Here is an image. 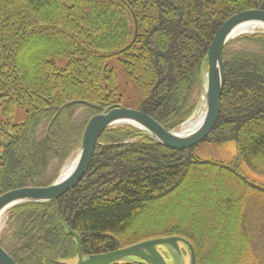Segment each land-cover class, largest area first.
<instances>
[{"label":"trees","instance_id":"16d2710c","mask_svg":"<svg viewBox=\"0 0 264 264\" xmlns=\"http://www.w3.org/2000/svg\"><path fill=\"white\" fill-rule=\"evenodd\" d=\"M248 10L264 11V0H0V196L51 185L88 120L123 105L111 58L124 91L140 92L134 110L178 129L203 91L216 31ZM223 68L219 119L204 142H235L233 163L110 128L73 190L9 211L2 249L17 264H68L71 230L84 257L178 237L195 264H264V185L244 173L264 178V32L228 42Z\"/></svg>","mask_w":264,"mask_h":264},{"label":"water","instance_id":"95a60500","mask_svg":"<svg viewBox=\"0 0 264 264\" xmlns=\"http://www.w3.org/2000/svg\"><path fill=\"white\" fill-rule=\"evenodd\" d=\"M249 26L264 27L263 10H248L232 16L216 31L209 45L206 54V71L203 77V100L206 110L203 123L198 129L187 135H183L177 130L167 131L156 120L141 111L121 105H112L88 120L72 171L65 178L59 177L47 187L17 189L1 195L0 219L2 214L15 206L26 203H56L63 195L73 190L87 173L95 149L100 144L101 136L112 127L119 125L135 127L145 132L152 142L172 151L192 149L204 142L214 129L220 115V98L224 87L223 50L226 44L235 38L238 31ZM84 104L96 108L95 104L86 102ZM68 232L76 242L77 259L75 264H115L120 262L195 264L193 248L189 242L182 238H157L110 253L84 257L81 252L80 238L71 230ZM162 251L168 254V258L162 254ZM0 264H17L2 249L1 245Z\"/></svg>","mask_w":264,"mask_h":264},{"label":"rangeland","instance_id":"374dc122","mask_svg":"<svg viewBox=\"0 0 264 264\" xmlns=\"http://www.w3.org/2000/svg\"><path fill=\"white\" fill-rule=\"evenodd\" d=\"M252 33H254V32H250L248 34H252ZM107 65L109 68L114 69V71L119 76L120 85L123 87V92H124V102H123L122 106L130 108V109H136V107L138 106V103L141 99L140 92L136 87H131V86H129L127 92L124 91L125 90L124 89V83L126 82V78H125V75L123 72V66H122L121 62L119 61L118 58H111L108 60ZM202 96H203V91L200 93V95L196 101L195 110H194L193 114L190 116V118L199 110L201 104L204 103ZM204 107H205V105H204ZM205 110L206 109H204L203 111L205 112ZM82 114H83V112H79L77 115V118H80V116H82ZM189 119H187L182 125H184ZM22 121H23L22 111L16 110L14 122L19 124ZM56 130H57V132L60 130L59 125L57 126ZM79 145H80V143H79ZM78 149L79 148H76L73 151V153L70 154V156L65 161L63 166L55 174L52 183H54L60 177L66 162H68L74 155L78 154ZM193 154H194V156H196L202 160H207V161L215 160V161H221V162H225V163H233V159L237 155V148H236L235 142H233V141H229V142H226V143L220 144V145H215V144L209 143V142L208 143L202 142L201 144H199L197 147L194 148ZM244 170H245L244 173L253 182H258L259 184L264 185V178H261V177H258V176L251 174L246 168H244ZM9 211L5 212L1 216V223H2L1 229L5 228V225H6V222L8 219ZM162 253L164 255H166L168 258V254L166 252L162 251ZM75 263H76V260H71L68 264H75ZM186 263H187V255H186Z\"/></svg>","mask_w":264,"mask_h":264},{"label":"bare ground","instance_id":"6f19581e","mask_svg":"<svg viewBox=\"0 0 264 264\" xmlns=\"http://www.w3.org/2000/svg\"><path fill=\"white\" fill-rule=\"evenodd\" d=\"M250 32H264V27L263 26H249V27H245L243 29H241L240 31H238L234 36L237 37L239 35H244V34H248ZM205 109L204 107V103L201 104L199 110L181 127H179L177 129V132H180L183 135H187L193 131H195L196 129L199 128V126H201V124L203 123L204 117H205V112L203 111ZM77 155H74L64 166L62 173L60 175V177L63 179L65 178L74 168L75 164H76V160H77ZM2 227V223H1V219H0V229Z\"/></svg>","mask_w":264,"mask_h":264}]
</instances>
